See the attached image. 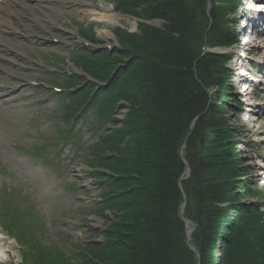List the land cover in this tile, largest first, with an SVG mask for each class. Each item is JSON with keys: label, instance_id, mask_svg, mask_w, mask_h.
Segmentation results:
<instances>
[{"label": "rangeland", "instance_id": "374dc122", "mask_svg": "<svg viewBox=\"0 0 264 264\" xmlns=\"http://www.w3.org/2000/svg\"><path fill=\"white\" fill-rule=\"evenodd\" d=\"M232 1L221 0L230 8ZM235 1L237 11L228 20L237 31V44L225 56L228 89L224 105H220L234 129L237 165L245 175L242 179L249 183L251 193L259 191V197L245 202L264 213V129L258 130L264 123V114L260 115L264 111L256 109L264 104V64H257L258 56L242 48L244 37L246 41L260 36L264 42V18L250 21L246 17L250 12L264 16V10H257L264 8V0ZM119 4L117 0H15L11 6H3L8 13H0V199L13 194L18 201L28 199L27 207L34 205L40 221L35 219L42 224L23 225L27 233L20 235L24 249L12 233L0 229V264H26L28 254L35 257V264L98 263L90 252L94 242L103 243L106 232L115 228L114 233L121 236L130 224L127 213L108 210L102 199L103 180L96 172H110L99 168L101 162H97L101 166L94 163L97 156L90 155L101 140L96 105H113L112 122L102 132L107 135L123 119L126 100L106 96L103 90L109 83L93 73L104 74L107 61L103 59L108 55L115 73L116 64H122L112 59L124 45L118 33L139 35L140 24L163 30L165 21L142 20L137 17L141 9L128 13L119 10ZM105 8L112 15L124 16L109 26L91 22L84 14L85 10L106 14ZM205 47L204 53L212 49ZM212 51L224 52L221 48ZM233 69L253 84V94L249 92L244 99L238 95L246 85L234 90L232 86L239 81L233 78ZM206 92L217 101V89ZM187 209L188 201L184 217ZM24 217L20 212L17 219ZM194 219L187 220L195 224ZM195 226L199 228L197 223Z\"/></svg>", "mask_w": 264, "mask_h": 264}, {"label": "trees", "instance_id": "16d2710c", "mask_svg": "<svg viewBox=\"0 0 264 264\" xmlns=\"http://www.w3.org/2000/svg\"><path fill=\"white\" fill-rule=\"evenodd\" d=\"M118 1L119 10L141 9L138 18L163 19L165 25L161 30L140 24L139 35L118 33L123 51L112 59L123 65L116 64L115 73L108 55L102 58L107 61L104 74L93 73L109 83L103 90L106 96L114 94L116 100L132 104L120 128L109 131L91 151L98 158L94 163L101 162L99 168L110 172H96L105 188L102 199L108 210L127 213L130 224L121 236L115 227L106 232V240L90 250L98 263L85 264H264V213L245 202L259 193H251L242 179L234 129L221 112L227 98V59L203 52L205 45L237 44L228 20L237 1L231 2L232 8L221 0L223 5L213 3L210 15L209 0ZM211 88L218 90L216 102L206 92ZM97 108L104 124L112 122V104L99 103ZM184 143L192 169L203 156L196 171L200 183L183 182L185 217L203 221L191 240L199 255L189 250L179 217Z\"/></svg>", "mask_w": 264, "mask_h": 264}, {"label": "bare ground", "instance_id": "6f19581e", "mask_svg": "<svg viewBox=\"0 0 264 264\" xmlns=\"http://www.w3.org/2000/svg\"><path fill=\"white\" fill-rule=\"evenodd\" d=\"M1 10H2V7H0V11ZM104 10L107 11L106 14H104L102 12H98L96 10H88V11L85 10L84 14L87 15V17L90 19L91 22L105 24V25H109V26L117 24V22L120 19V17L117 16L116 14L112 15L110 13L111 12L110 9L107 10L105 8ZM246 17H248V20L251 19L250 21H257V20H261V19L264 18V16L261 15V13L257 14V13H253V12H250L248 16L246 15ZM250 17H252V18H250ZM259 18H261V19H259ZM156 20L160 21V19H156ZM105 34L109 35V33H107V32H105ZM263 46H264V42L261 40L260 36L258 38H256L255 40H246V41H245V37H244V43H243L242 48L247 54L248 53H252L253 57H257L258 56L257 58L259 60H256L255 62L257 64H259V65H262V64H264V51L261 49ZM262 51H263V53H262ZM232 75H233V78H236V80L239 81L238 85L232 86L234 88V90H236V91L237 90H242L243 88L241 86L242 85H246V88L244 90L240 91L239 94H238L241 98H243V99L246 98L249 95L248 93L250 92V89L254 87L253 84L250 83V82H247L245 80V78H243L244 74L240 70L238 71L236 69H233V74ZM253 93L254 92H250V94H253ZM262 95H264V89L262 91ZM263 98H264V96H263ZM134 102L135 103H140L139 100H135ZM131 108H132V104L131 103L126 105V109H122V110L126 111L123 115H126L127 113H129ZM256 109L258 110L259 113L261 111H264V104H262L261 106L256 107ZM263 114H264V112L260 113L261 116ZM263 118H264V115H263ZM244 123L245 122H243V124ZM263 129H264V123L262 122L258 130L259 131H263ZM193 227H194L193 224L188 222V230H189V232L192 231ZM1 246L2 245H0V248H2ZM1 255L2 254H0V259H1Z\"/></svg>", "mask_w": 264, "mask_h": 264}, {"label": "water", "instance_id": "95a60500", "mask_svg": "<svg viewBox=\"0 0 264 264\" xmlns=\"http://www.w3.org/2000/svg\"><path fill=\"white\" fill-rule=\"evenodd\" d=\"M200 160H201V157H200ZM188 170H189V167L187 166L186 171H188ZM192 179H193L194 182H198V181L196 180L195 175L192 176ZM180 217H181V219H182L183 221H185L184 218H183V212H181ZM197 223H198L200 226H202V221H201L200 219L197 220ZM193 230H194V228L192 229V232H193ZM190 239H191V235L188 234V237H187V242H188V243H189ZM188 247H189V249H190L192 252H194V253H196V254H199V253H198L193 247H191L190 245H188Z\"/></svg>", "mask_w": 264, "mask_h": 264}, {"label": "clouds", "instance_id": "9594fccd", "mask_svg": "<svg viewBox=\"0 0 264 264\" xmlns=\"http://www.w3.org/2000/svg\"><path fill=\"white\" fill-rule=\"evenodd\" d=\"M257 10H258V11H260V10H264V8H258Z\"/></svg>", "mask_w": 264, "mask_h": 264}]
</instances>
